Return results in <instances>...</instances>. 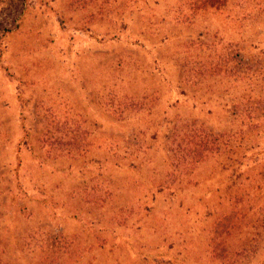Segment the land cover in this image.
Returning a JSON list of instances; mask_svg holds the SVG:
<instances>
[{"label": "rangeland", "instance_id": "1", "mask_svg": "<svg viewBox=\"0 0 264 264\" xmlns=\"http://www.w3.org/2000/svg\"><path fill=\"white\" fill-rule=\"evenodd\" d=\"M210 1L0 36V264H264V0Z\"/></svg>", "mask_w": 264, "mask_h": 264}, {"label": "trees", "instance_id": "2", "mask_svg": "<svg viewBox=\"0 0 264 264\" xmlns=\"http://www.w3.org/2000/svg\"><path fill=\"white\" fill-rule=\"evenodd\" d=\"M97 0H75L76 4L87 6ZM33 0H0V36H4L17 29L23 21L24 15ZM216 0L209 3L214 5Z\"/></svg>", "mask_w": 264, "mask_h": 264}]
</instances>
